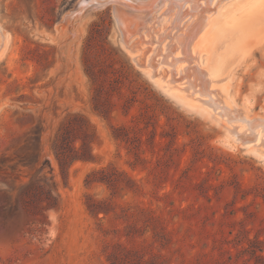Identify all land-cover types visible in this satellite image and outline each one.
Masks as SVG:
<instances>
[{
    "label": "rangeland",
    "instance_id": "obj_1",
    "mask_svg": "<svg viewBox=\"0 0 264 264\" xmlns=\"http://www.w3.org/2000/svg\"><path fill=\"white\" fill-rule=\"evenodd\" d=\"M119 1L133 7L124 28L142 62L158 43L145 21L154 0ZM81 2L0 0V264H264V153L226 132L231 116L253 128L264 118V39L208 83L211 99L202 61L173 82L197 83L192 101H219L215 120L134 65L112 3ZM172 2L179 32L183 14H217L218 1ZM74 151L88 158L62 165ZM93 171L115 187L87 185Z\"/></svg>",
    "mask_w": 264,
    "mask_h": 264
},
{
    "label": "bare ground",
    "instance_id": "obj_2",
    "mask_svg": "<svg viewBox=\"0 0 264 264\" xmlns=\"http://www.w3.org/2000/svg\"><path fill=\"white\" fill-rule=\"evenodd\" d=\"M125 1L132 2L135 0ZM170 1L172 2V0H154L153 9L151 8L152 11L148 13L147 10H142L143 13H148V15L145 14V21L149 17H152L151 19L154 20L153 22H157V26H159H156L157 29L153 31L154 37H156L158 43L150 48L149 51H151L152 54L148 55L147 58L144 57L143 61L140 62L137 56V51L140 48L138 46L140 44L138 45L136 43L137 46L134 44L135 42L132 43L131 37H127L130 39V45L127 49L125 48V50L131 56L134 65L140 68L168 95L185 105L191 104L193 107H198L206 112L212 119L220 120L223 114H219L214 110L215 107H219V101L213 100L209 102L205 100L198 102L191 100V95L187 92V88H195L197 83L188 82V84H185L183 82H178L174 84L173 82L181 81L184 77L187 76L186 78H189L192 75L191 72H187L188 68L186 65V63L189 64L192 61L197 65L202 61L206 65L203 68L204 71L198 69V67L195 68L198 78H201L203 82L201 86L205 84V91H207L206 87L208 83L216 81L217 77H220L219 80L229 77L239 63V60L245 57L249 53V50L253 48L252 46H254V44H252L250 40L255 39V43H259L264 39V0H226V2H222V0H213L214 2L218 1V4L212 9L214 12H217L215 16L196 15L193 13L194 16L191 18L192 14H183V16L185 15L183 23H186V25L180 30V32H184V34L179 39H177V32L180 33L178 31L179 24L175 23V20L182 14L179 15L180 10L178 11L176 2V4H172L173 6H171V8L167 9V3ZM210 1L211 0H209V3ZM117 2H119L120 5L116 4ZM186 2L187 1H182L180 6L181 9ZM80 4L86 6L88 5V0H82ZM121 5H123V7ZM124 6L127 9L124 10ZM132 8V5L128 3H122L119 0H115L114 2V17L120 27L119 29H121L125 35L124 18L126 14H128V10ZM180 21L177 20V22L182 24ZM155 25L156 24H154V26ZM187 27L189 28L188 31H186ZM134 35L135 34H133V36ZM145 36L148 37V34ZM158 46L160 47L158 55H162V57L156 59L152 57V55ZM163 62L168 63L170 67L161 69L160 64ZM177 73H180V76L176 78L175 76ZM205 75H207L208 79L203 78ZM205 91H203L204 94L211 99L210 95L212 91ZM231 117L230 121L232 120L235 124L227 120L226 132L233 136L235 141L238 140L239 143L249 150H254L256 152L261 151L264 153V124H262L264 123V118L262 121H258L254 128L251 126L253 129L251 130L250 118L238 117L237 115L233 116V118ZM249 129L251 130L250 132ZM246 131L250 134H246ZM241 133H244L245 136H240Z\"/></svg>",
    "mask_w": 264,
    "mask_h": 264
},
{
    "label": "trees",
    "instance_id": "obj_3",
    "mask_svg": "<svg viewBox=\"0 0 264 264\" xmlns=\"http://www.w3.org/2000/svg\"><path fill=\"white\" fill-rule=\"evenodd\" d=\"M97 26V24H95ZM101 30L99 28H95L93 32H91V35L88 37V39L86 40V51H88V49L90 48L91 44H92V40L95 39V37H99ZM71 134L67 133V128L63 134V136L61 137V144L63 146V144L65 143V141L67 140L68 137H70ZM76 139H81L82 140V145H81V149H84L86 147V143L84 142V140L79 137V136H74L73 140ZM65 148V147H64ZM64 150V149H63ZM60 158V163L62 165H65L67 162H73L74 160L77 159H87L88 157H84L82 154H80L79 152L77 153L76 151L72 152L71 154H63L61 153V155L59 156ZM98 173L101 172H91L86 176L85 182L86 184H91L92 182H105L107 183L109 186L115 187V182L117 179H111V177H107L105 175H97ZM91 206V205H90Z\"/></svg>",
    "mask_w": 264,
    "mask_h": 264
},
{
    "label": "water",
    "instance_id": "obj_4",
    "mask_svg": "<svg viewBox=\"0 0 264 264\" xmlns=\"http://www.w3.org/2000/svg\"><path fill=\"white\" fill-rule=\"evenodd\" d=\"M114 2L115 0H88V5H86L85 7H82V9L86 8V7H90V8H96V7H100V6H103L107 3H112V6H113V13H114ZM81 9V6H80V10ZM116 21V19H115ZM116 25L118 27V30H119V35H120V38H119V41H120V44L124 47V48H128L129 45H130V39L127 38V36L123 33V31H121V29H119L120 27L118 26L117 24V21H116Z\"/></svg>",
    "mask_w": 264,
    "mask_h": 264
}]
</instances>
